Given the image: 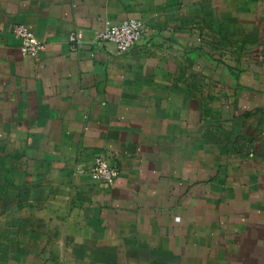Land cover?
Wrapping results in <instances>:
<instances>
[{"label": "crops", "instance_id": "1", "mask_svg": "<svg viewBox=\"0 0 264 264\" xmlns=\"http://www.w3.org/2000/svg\"><path fill=\"white\" fill-rule=\"evenodd\" d=\"M0 264H264V0H0Z\"/></svg>", "mask_w": 264, "mask_h": 264}, {"label": "built area", "instance_id": "2", "mask_svg": "<svg viewBox=\"0 0 264 264\" xmlns=\"http://www.w3.org/2000/svg\"><path fill=\"white\" fill-rule=\"evenodd\" d=\"M144 25L136 19L125 20L122 23L98 30L93 35L92 43L116 46L119 54L131 52L142 39ZM13 36L19 41V50L22 56L38 59L45 51V45L38 40L36 35L24 24H15L12 28ZM69 42L74 48L85 43L82 30H76L69 35ZM106 186L113 187L118 176V170L107 158L99 157L87 172Z\"/></svg>", "mask_w": 264, "mask_h": 264}]
</instances>
